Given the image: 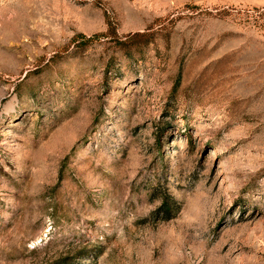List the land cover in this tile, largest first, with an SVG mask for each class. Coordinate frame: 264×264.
<instances>
[{
  "label": "rangeland",
  "instance_id": "obj_1",
  "mask_svg": "<svg viewBox=\"0 0 264 264\" xmlns=\"http://www.w3.org/2000/svg\"><path fill=\"white\" fill-rule=\"evenodd\" d=\"M257 8L0 0V264H264Z\"/></svg>",
  "mask_w": 264,
  "mask_h": 264
},
{
  "label": "trees",
  "instance_id": "obj_2",
  "mask_svg": "<svg viewBox=\"0 0 264 264\" xmlns=\"http://www.w3.org/2000/svg\"><path fill=\"white\" fill-rule=\"evenodd\" d=\"M240 12V11H238ZM255 16L257 18H263L264 17V10L257 8L254 10ZM224 16L225 12L220 13ZM254 15V14H253ZM111 30V29H110ZM110 32L103 34L104 36H108ZM101 35H96L94 38L98 39ZM150 32L149 31H143V32H135L128 34L125 41H119L120 46L122 47H129L131 49H136L137 51H140L143 46L148 44L150 42ZM93 38V39H94ZM146 38V39H145ZM87 41L91 40V38L86 39ZM143 40V41H141ZM162 205L160 206L159 210L163 214V218L165 220L171 219L175 216L179 209L178 202L172 197L166 190L164 194L162 195ZM65 261H60L59 264H65Z\"/></svg>",
  "mask_w": 264,
  "mask_h": 264
}]
</instances>
